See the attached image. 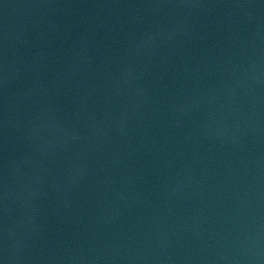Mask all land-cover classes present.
<instances>
[{
  "label": "water",
  "instance_id": "obj_1",
  "mask_svg": "<svg viewBox=\"0 0 264 264\" xmlns=\"http://www.w3.org/2000/svg\"><path fill=\"white\" fill-rule=\"evenodd\" d=\"M0 264H264V0H0Z\"/></svg>",
  "mask_w": 264,
  "mask_h": 264
}]
</instances>
